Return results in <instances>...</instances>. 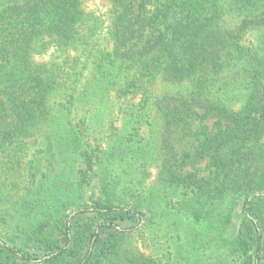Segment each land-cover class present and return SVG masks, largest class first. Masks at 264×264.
Listing matches in <instances>:
<instances>
[{"label":"trees","instance_id":"1","mask_svg":"<svg viewBox=\"0 0 264 264\" xmlns=\"http://www.w3.org/2000/svg\"><path fill=\"white\" fill-rule=\"evenodd\" d=\"M86 1L0 0V264H264V0Z\"/></svg>","mask_w":264,"mask_h":264},{"label":"rangeland","instance_id":"2","mask_svg":"<svg viewBox=\"0 0 264 264\" xmlns=\"http://www.w3.org/2000/svg\"><path fill=\"white\" fill-rule=\"evenodd\" d=\"M83 6H84L86 11H93L97 14H103L104 11L106 10V7H107L106 3H104L102 0H87ZM35 60L36 61H45L46 58L36 56ZM197 124L198 123H195V127H197ZM205 125L210 128L211 122L208 121V122H206ZM196 144H197V142L191 141V139L186 138L178 146V150L181 152V156L186 157L187 162H189L191 159H193L197 162V164L193 165V167L186 165L185 170L194 171V172L198 173L200 176H208L209 172H210V168L207 165L208 157H205V156H202V154H199ZM154 173L155 172L152 171V179H153ZM152 179H149V181ZM0 181L4 185L2 187V192L8 201L14 200L16 198V196H18L20 194L19 189H17V187H15L14 185H12L11 181H13V180L9 176H6L5 178L3 176L2 177L0 176ZM232 201H234V200H232ZM233 207H234V204L233 205L229 204L228 209L233 208ZM238 207H237V209H238ZM238 213H239L238 211L233 213V216H236V217H233V222H236V218L238 217ZM189 221H187V220L183 221V223H184L183 224V232L184 233L191 234L192 229H201V231L203 233L206 232V234H207V230L209 229L208 225L201 223L202 227L198 228L197 225H194L193 222L189 223ZM138 246L140 247V245H138ZM121 247L124 248V250H126L129 247V244L128 243H122Z\"/></svg>","mask_w":264,"mask_h":264}]
</instances>
